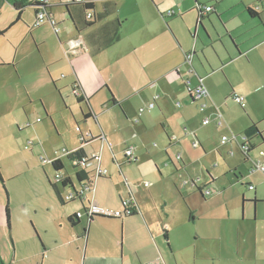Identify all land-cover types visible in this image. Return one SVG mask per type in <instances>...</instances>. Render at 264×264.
Instances as JSON below:
<instances>
[{"label":"crops","instance_id":"crops-1","mask_svg":"<svg viewBox=\"0 0 264 264\" xmlns=\"http://www.w3.org/2000/svg\"><path fill=\"white\" fill-rule=\"evenodd\" d=\"M47 1L57 6L56 3L63 5L68 0ZM107 2L109 0H96L95 12H103ZM114 2L115 6L109 14L82 32H77L71 21L75 32L71 42L74 39H81L82 42L75 50L71 46L67 50L64 48L60 68L65 71L66 77L59 80L58 86L53 80L60 89L66 109H63L58 96L57 99L45 96L47 103L44 113L47 121L56 122L58 126L60 124L61 131L65 133L62 137L65 146L58 152L62 158L65 156L63 149L70 151L83 146L86 153H103L108 148L112 151L124 148L123 160L118 161L115 156L114 159L119 168L125 163L136 162L126 168L127 171H134L130 178L124 175L123 170L119 172L128 181V185L124 181L128 191L117 193L119 200L116 197L99 200L93 196L101 208L117 211L122 208V200L132 195L140 213L128 217H136L141 223L143 217L152 231L167 230L170 247L169 242L174 243L176 237L173 233L195 221L194 211L187 204L188 197L195 196V188L209 186L210 181L202 175L209 157L220 162V167L214 168L212 173L216 170L218 174L226 173L235 169L237 163L244 159L240 148L242 136L254 122L262 123L259 127L263 137L251 141L255 147L248 161L251 168L258 161L264 165V123L260 122L264 119V0ZM199 5H209L212 11L201 13ZM249 9H253L255 14H250ZM169 10H174L175 15L166 16ZM75 15L79 17L77 11ZM105 26L108 30L118 27L119 36L114 43L95 51L108 37ZM188 55H191L190 62ZM199 77L203 78L209 93L202 101L190 97L187 85L189 79L191 85L195 86ZM73 86L83 97L81 102L78 101L79 96L74 94ZM235 93L245 97L244 107L232 98ZM151 102H155V107L139 114V109ZM202 102L207 104V110L203 113L199 110ZM53 103H61V107L55 109ZM109 103L113 105L112 108ZM217 112L223 115L225 123L222 127L216 125ZM57 116H61V121L57 120ZM204 116H210L212 122L204 124ZM74 123L87 135L85 143L81 140L80 132L77 134L79 140H74ZM118 134H121L120 138ZM224 134L229 135L226 143L221 142ZM101 136L104 142L99 139ZM129 145L134 146L135 161L126 159L125 149ZM217 147L231 157H225L221 152L217 154ZM257 148L261 150L257 151ZM55 157L57 155L51 159ZM195 172L200 173L201 177L196 178ZM251 173V178L240 181L250 184L247 189L253 191L254 199L262 200L264 178L256 174L263 175L264 172L256 170ZM220 177L213 176L212 181ZM208 189L204 191V197L201 195L203 198L212 196V191ZM64 192L67 193L65 189ZM241 195L243 206V199L248 196L245 193ZM217 200V196L205 200L206 204L212 202V205L206 214L204 226L215 235L237 226L238 235L233 242L237 250L235 262L259 264L260 260H264V227L259 231L256 223L254 228H245L246 232H243L233 218L239 208L237 198L225 204ZM260 200L255 202L259 203ZM68 204H61L66 209L56 223L61 229L65 225L76 237L73 243H76L78 254L83 250V254H86L84 264H124L122 258L119 261L115 254L113 243L101 247H92L90 243L87 245L91 226V223L88 225V218L80 217L76 226L68 221L70 215L81 210L80 207L85 208V202L72 208L67 207ZM83 217L86 225L82 223ZM121 222L125 221L121 219ZM37 228L44 239L43 255L46 257L47 250L53 255L60 243H57V239L49 242L38 225ZM28 238L33 240L32 235ZM68 241L71 243L72 240ZM158 254H161V250L157 241L156 246L148 244L147 249H142L143 261L150 264L160 261ZM171 254L169 264H184L176 255V250L171 249ZM197 259L204 260V264H218L217 258L210 261V258L197 256ZM164 262L168 264L166 259Z\"/></svg>","mask_w":264,"mask_h":264},{"label":"rangeland","instance_id":"rangeland-1","mask_svg":"<svg viewBox=\"0 0 264 264\" xmlns=\"http://www.w3.org/2000/svg\"><path fill=\"white\" fill-rule=\"evenodd\" d=\"M50 1L59 2V0ZM55 5L57 6H53L52 14L57 26L54 27L47 20L41 26L33 27L35 25L33 7H27L21 20L15 23L17 12L13 5L8 0H0V30H6L0 35V173L2 176L0 178V254L6 264H84L86 255L83 254L84 250L80 251V255L78 254L76 243H73V239H76L73 233L65 225L61 229L56 223L59 217L64 215L66 208L61 205L50 184L55 183L57 171L52 164L42 162L43 157L51 159L58 155L60 148L65 146L62 141L65 133L61 131L60 124L58 126L56 122L47 121L48 117L44 113L47 103L45 96L55 99L58 96L62 101L63 109H66L59 93L60 89L58 90L56 86L59 80L62 81L66 77L65 71L60 68L62 66L60 56L64 48L67 50L71 46V40L75 38L66 8L58 3ZM122 88L126 90L124 86ZM108 105L111 108L113 106L111 103ZM236 105L242 109L238 104ZM58 107H61V103H53V108ZM57 120L61 121V116L60 118L57 116ZM81 124L83 127L84 124ZM72 126L74 140H79L75 123ZM223 136L229 137L227 134L222 135L221 142ZM118 137L120 138L121 134H118ZM87 148L90 150L89 146ZM123 150L124 148H117L112 151L108 148L102 153V169L107 168L109 175L107 178L96 177L89 199L93 195L99 200L103 198L111 200L114 197L118 199L119 194L128 191L123 176L119 174V165L114 159L115 156L118 161H122ZM221 150V147H217L216 153H222ZM260 150L261 148H257V151ZM228 154L222 153L225 157H231ZM242 156L244 157L243 153ZM213 159L212 156L209 157L210 161L205 163L207 167L202 173L205 180L210 181L208 188L212 191V196H217V201L224 204L237 198L239 208L236 209L233 218L237 220L241 230L246 232L245 228H254L257 223L256 229L261 231L264 227V199H257L260 202L254 206L253 191L248 190V185L240 181L251 178L250 162L244 157L237 163L235 169L218 174V170L214 173L212 171L220 162ZM63 160L65 169L62 170V174L68 172L74 175L75 170L67 157H63ZM135 163L122 165L127 178H130V174L134 171H127L126 168ZM97 166L98 163L95 162L92 168ZM195 174L196 178L201 177L200 173L195 172ZM213 176L221 177L217 181H212ZM256 176L264 178V174L261 173H257ZM177 184L181 186L179 181ZM59 186L65 197L63 187ZM195 193V196L188 197L189 203H187L194 211L195 221L189 222L187 226L173 233L176 237L174 243L169 242L171 248L163 237L164 230L152 231L143 217L142 223L136 217H124L125 222L115 218H96L90 224L87 245L90 243L92 247H101L113 243L115 254L118 255L119 261L122 258L124 264H150L143 261L142 249H147L148 244L156 246V241L161 250V254H158L160 261L157 264H165L164 259L169 264V257H172L171 249L176 250V255L184 264L195 262L204 264V260H195L197 256L210 258V261L217 258L218 264H233L237 256L233 242L237 239L238 227L235 226L231 231L226 230L218 235L211 233L204 223L208 209L212 205V202L206 204L205 200L211 199L212 196L203 198L198 188H195ZM241 193L248 196L244 197L246 202L243 204V209ZM70 204L67 207L72 208L80 205V201ZM7 205L11 215L10 227L6 217ZM103 209L115 211L110 208ZM82 223L86 225L84 217ZM37 225L49 242L57 239V243H60L56 247L59 249L53 255L48 250L45 253L46 257L43 255L44 239ZM81 233L83 230L80 231ZM31 235L33 240L28 238ZM69 239L72 240L71 243ZM258 263L264 264V260ZM234 264L241 263L237 260Z\"/></svg>","mask_w":264,"mask_h":264},{"label":"trees","instance_id":"trees-1","mask_svg":"<svg viewBox=\"0 0 264 264\" xmlns=\"http://www.w3.org/2000/svg\"><path fill=\"white\" fill-rule=\"evenodd\" d=\"M8 1L13 5L14 9L17 12L15 23L21 20L22 15L24 13V10L30 6V7H33V9L35 11V15H37L39 12H45L47 20H49L51 23L53 21L52 24L54 27L57 26L54 15L52 14V12L50 10V8H52L54 5L50 4L47 0H8ZM95 1L96 0H68L67 2L63 3L64 7L66 8V13L68 14L70 20L73 22V26L77 32H82L83 30H85L88 27L96 24L98 21L102 20L106 14H109V12L111 10H113V8L115 6L114 0H109V2H107V4H106L105 10L101 13H96L94 10ZM110 4L112 5L111 9L109 8ZM75 11L78 12L79 17H77L75 15ZM249 12L252 15L255 14L253 9H249ZM200 18H202V16H200ZM119 24L120 23H117V25H119ZM33 27H35V26L33 25ZM105 28H106V26H105ZM106 30H107V36H108L107 39L104 42L100 43L95 48V51L101 50L102 48L109 46L110 44L114 43L115 40H117V38L119 36L118 27L111 29V30H108V28H106ZM5 32H6V30H0V35L4 34ZM82 100H83V97L79 96L78 101L81 102ZM112 101L115 102L116 104H119L114 99H112ZM262 122L264 123V119ZM259 125H260L259 122L252 123V125L250 127H248L243 134L246 137L245 144L249 146V148L246 151H242L246 160L249 159L250 152L255 147L251 141L254 138H257V136L263 137V135H262L263 132L261 131ZM80 137H82V133H80ZM64 157H67V159L70 162V165L75 170V173H74V175H70L68 172H66V174H63V175H65V177L62 180V182H63L62 187L67 192H69V191L74 192L76 194V198H72L70 201H66L64 199L63 193L60 191V187L55 183L54 184L50 183L52 185L60 203L63 206L67 205L70 202L76 201L79 198L87 200V197L85 195V193H86L85 189L91 188L95 184V176L93 175V171H90L87 168H84L80 164H78V162L79 163L82 162L83 158L87 157V153H86L85 149L83 148V146L78 147V148L73 149V150H70V152L67 155H65ZM76 161H77V163H75ZM52 166L57 172L61 171V173H62V170L65 169V162H64L62 156H60V157L57 156L54 159H52ZM120 172H122L121 165H120ZM100 177H107V176L101 175ZM0 178H2L1 173H0ZM247 185L249 186L250 184H247ZM77 187L82 189L83 192L79 193L76 189ZM202 190H203L202 188L198 187V191L204 197ZM243 201L246 202L245 199H243ZM255 201H258V200L254 199L253 202H255ZM138 213H140V208L138 205H136V210L130 214L125 215V216L109 217V216H105V215H101V214H95L93 217L88 218V225L96 218L123 219L124 217L132 216V215H135ZM6 217H7V224L10 227L11 215H10L9 205L6 206ZM78 220H79V218H78L76 213L70 215L68 218V221L72 226L78 225V223H79ZM87 229L88 228L85 229V232H84L85 235L87 233ZM163 236H164V239L168 242L169 237H168L167 230H164ZM0 264H6L1 257V254H0Z\"/></svg>","mask_w":264,"mask_h":264},{"label":"built area","instance_id":"built-area-1","mask_svg":"<svg viewBox=\"0 0 264 264\" xmlns=\"http://www.w3.org/2000/svg\"><path fill=\"white\" fill-rule=\"evenodd\" d=\"M199 11L201 13H208V12H211L212 11V7L209 6V5H199L198 7ZM166 16H173L175 15V11L174 10H169L167 11L166 13ZM47 21V17H46V13L45 12H39L37 15H36V19H35V27H39L41 26L43 23H45ZM53 23V21H52ZM81 39H74L72 41V44H71V49L72 50H75L76 47H80V44H81ZM187 59L189 60V62L191 61V55H188ZM187 85H188V91L190 94L193 95L194 99L195 100H203L205 99L206 97H208L209 93H208V90L206 88V86L204 85V82H203V78H200L198 79V83L195 85V86H192L191 85V81L188 79L187 81ZM74 94L79 96L80 93H79V90L78 88H75L74 89ZM232 98L242 107L245 106V98L244 96L242 95H239L237 93L233 94L232 95ZM155 102H151L147 107H141L139 109V114H141L143 111H145L146 109H152L155 107ZM180 104H178L179 106ZM207 104L206 103H200L199 105V110L200 112H205L207 109ZM216 125L219 126V127H222L224 125V118H223V115L221 112H217V116H216ZM40 120V118H39ZM212 122V119L210 116H204L203 118V123L204 124H209ZM77 131L82 133V137H81V140L85 143V140H86V136L83 134L82 130L80 129V126H77L76 127ZM243 142L240 144V148H241V151H246L249 146L245 144L246 142V137L243 135ZM234 138H238V136H235ZM102 142H104V137H100L99 138ZM229 137L228 136H223L222 137V143H225L226 141H228ZM196 145V144H195ZM70 151H68L67 149H63V153L64 155H67ZM60 153V152H59ZM58 153V157L61 156V154ZM125 156H126V159L128 161H135L136 159L134 158V146L133 145H129L126 147L125 149ZM177 158L179 159L180 158V155L177 156ZM42 162L44 164H52V159H49V158H42ZM97 162L98 163V166L95 167V168H92V165ZM77 163V161L75 162ZM82 167L84 168H87L88 170L90 171H93V175L95 176V179L96 177H100L101 175H104V176H107L109 175V170L107 168L105 169H102V153L100 151H91L90 153H87V157L83 158L82 159V162L79 163ZM256 170H259V171H262L264 172V165L263 163L261 162H256L254 163V165L252 166V171H256ZM65 177V175H63L61 173V171L57 172L55 174V184H57L58 186L63 184L62 180L63 178ZM125 183L128 185V181L125 179ZM146 185L148 186L149 185V182L146 183ZM60 187V186H59ZM77 191L79 193L83 192L82 189L80 188H76ZM93 189H94V186L91 187V188H86L85 191V195L87 197V200H84L82 198H79L78 200H82L83 202L87 201V204L85 205V208L84 209H81V210H78L76 212L78 218L82 217V216H85L87 218L89 217H93L95 214H101V215H105V216H109V217H117V216H125L127 214H130L132 212H134L136 210V202L134 200V198L132 197V195H130L128 198L126 199H123L122 200V209L120 210H117V211H109V210H105V209H102L98 203V201L94 198V196L91 198V199H88V195L89 193H92L93 192ZM72 198H76V194L74 192H67L65 194V197L64 199L66 201H70Z\"/></svg>","mask_w":264,"mask_h":264},{"label":"water","instance_id":"water-1","mask_svg":"<svg viewBox=\"0 0 264 264\" xmlns=\"http://www.w3.org/2000/svg\"><path fill=\"white\" fill-rule=\"evenodd\" d=\"M190 97L193 99V100H195L194 99V97H193V95L192 94H190ZM208 188V187H207ZM206 187L205 188H202L203 190H202V192H203V194H204V191L207 189ZM64 189V188H63ZM208 190H210V189H208ZM207 190V192L206 193H208L209 191ZM80 202H82L83 203V201L82 200H80ZM256 202H254V206H256ZM123 207V206H122ZM242 209H243V206H242Z\"/></svg>","mask_w":264,"mask_h":264}]
</instances>
